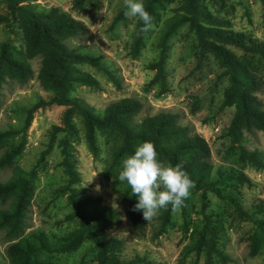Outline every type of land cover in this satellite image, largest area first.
Returning a JSON list of instances; mask_svg holds the SVG:
<instances>
[{
	"label": "rangeland",
	"instance_id": "obj_1",
	"mask_svg": "<svg viewBox=\"0 0 264 264\" xmlns=\"http://www.w3.org/2000/svg\"><path fill=\"white\" fill-rule=\"evenodd\" d=\"M182 0L164 3L160 19L152 22L148 32L142 33L137 50L139 19L125 17L127 10L123 0H87L84 10L73 8V0H30L43 8L57 7L75 20L84 24V31L65 39L69 47H80L82 51L99 57L118 78L119 88L102 73L90 65H78L99 82V89L79 86L72 96L83 99L97 114L116 100L132 98L141 102L142 110L134 117L141 122L161 111L178 114V124L190 132L202 136L210 149V164L218 168L232 169L243 173L249 184L236 180H225L214 186L222 191H233L237 201L231 203L219 199L210 190L190 189L183 206L173 212L161 210L157 216L146 221L141 232L132 229L129 223L128 205L135 199L125 186L111 189V182L104 176L108 144L98 134L100 155L94 159L84 142L79 119L75 123L79 134L74 140L77 170L81 177L78 185L85 195L97 200L99 207H112L121 214V221L115 228L105 230V236L123 241L120 248L112 251L121 256L136 257L134 264H264V247L256 245V224L264 223V166L257 167L244 159L241 151L260 155L264 165V133L251 121H239L230 129L233 117L238 112L235 100H225L228 80L221 76L213 56L199 47L196 36L186 26L179 27L167 44L163 65L165 85L154 79L156 70L149 65L157 61L159 49L156 39L163 22L171 17ZM143 4L145 0H142ZM212 14L226 20L230 29L244 34L251 40L264 43V7L259 0H201ZM0 16L8 19L0 23V42L9 40L24 56L33 71L24 84L7 78L0 88V130L17 127L22 117L20 107H27L36 97L47 93L38 80L41 55L27 49V34L18 19L8 14L4 0H0ZM114 19H117L114 21ZM233 58L247 70L256 74L263 83V89L255 92L263 103L264 112V57L244 54L232 46H225ZM249 91V90H248ZM62 106L38 109L33 114L27 131V143L23 152L13 163L0 169V183H6L13 169L19 167L36 175L26 213L23 237L33 232H43L48 238L61 237L75 228L67 215L70 207L63 192L66 176L61 166L62 156L58 140L50 144L49 130L60 125ZM16 143V138L0 143V156ZM9 202L0 201V210L9 208ZM259 207L263 209L257 211ZM205 216L210 227H215L213 238L215 248L225 256L223 263L215 254L207 257L204 247L209 235L204 229ZM68 218V219H67ZM102 227V224L99 225ZM203 232L204 246L201 252L184 254L185 247L196 243ZM17 241V240H15ZM14 242L0 229V264H11L6 253ZM41 263L55 264H99L97 248L84 239L81 246L64 254L42 255Z\"/></svg>",
	"mask_w": 264,
	"mask_h": 264
},
{
	"label": "trees",
	"instance_id": "obj_2",
	"mask_svg": "<svg viewBox=\"0 0 264 264\" xmlns=\"http://www.w3.org/2000/svg\"><path fill=\"white\" fill-rule=\"evenodd\" d=\"M9 16L18 19L27 34V49L41 55L38 80L47 93L45 97L38 96L27 107H20L22 114L17 127L0 130V143L6 139L16 138V143L8 147L0 156V169L10 166L14 159L24 150L27 143V131L31 125L33 114L38 109L56 105L64 107L60 125L49 130L50 144L61 134L58 140L62 156L61 166L66 176L63 192L66 194L70 213L69 220L75 223V228L61 237L48 238L43 232H33L23 237L26 213L29 206L33 184L36 175L15 167L11 178L6 183H0V201L9 202V208L0 210V229L5 236L14 240L6 253L11 264H46L38 261L42 255L64 254L77 250L84 239H89L97 248L99 264H134L136 257L116 254L113 248H120L123 241L116 237H106L105 230H111L121 221V214L112 207H99L97 200L85 195L79 190L81 177L77 170V158L74 140L79 134L75 119H79L86 147L94 159L100 155L98 134H102L108 144L107 162L104 176L111 182V189L125 186L118 180L121 170V160L134 154L135 148L142 142L149 141L155 145L158 159L173 166L181 164L194 182L196 190H210L216 197L234 203L237 198L233 191H222L214 185L225 180H236L241 184H249L250 180L240 172L232 169L218 168L213 173L210 164V149L205 139L197 133L190 132L188 127L178 124V114L161 111L156 115L146 117L136 122L134 117L142 110L140 101L123 98L109 103L101 114L83 99L72 96L79 86L98 90L99 82L89 73L83 72L78 65H90L102 73L110 82L119 88L118 78L113 75L107 64L92 53L82 51L80 47H69L65 39L74 37L84 31V24L75 20L57 7L43 8L32 4L30 0H4ZM85 1L73 0V8L79 12L84 10ZM172 0H145V10L152 16V22L160 19L164 3ZM264 7V0H259ZM0 16V23L6 22ZM117 19H114L116 21ZM140 21L134 50L142 41ZM186 26L196 36V41L204 51L211 54L221 69V76L228 80L229 87L225 92V100H235L238 112L235 113L230 129L241 121H251L264 133L263 103L255 92L263 89L261 79L241 64H239L225 46H232L248 55L264 57V43L249 39L244 34L230 29L229 23L212 14L201 0H182L175 13L167 18L160 28L156 47L159 49L157 61L149 65L156 70L154 79H160L165 85L163 65L166 57L167 44L176 30ZM24 56L9 40L0 42V88L6 79H12L20 84L26 83L33 75ZM249 90V91H248ZM244 159L257 167L263 168L260 155L255 152L241 151ZM137 199L128 205L127 215L130 226L136 232L144 228V218L140 211H132ZM169 206L168 210H170ZM263 208L259 207L257 211ZM67 218V219H68ZM204 229L209 235V243L204 251L209 257L215 254L223 263L226 256L215 248V227H210V220L205 216ZM102 224V227L99 225ZM204 233L199 239L184 248V254L201 252L204 246ZM257 240L255 246L264 247V223L256 224ZM17 240V241H15ZM55 264V263H48Z\"/></svg>",
	"mask_w": 264,
	"mask_h": 264
},
{
	"label": "clouds",
	"instance_id": "obj_3",
	"mask_svg": "<svg viewBox=\"0 0 264 264\" xmlns=\"http://www.w3.org/2000/svg\"><path fill=\"white\" fill-rule=\"evenodd\" d=\"M127 9L125 17L138 18L143 23L141 32H148L152 27V16L145 10L142 0H123ZM118 180L126 183L131 195L137 199L132 211H140L148 221L171 206L178 211L188 197L194 182L181 164L175 166L158 159L155 145L145 141L140 143L134 154L121 160Z\"/></svg>",
	"mask_w": 264,
	"mask_h": 264
}]
</instances>
